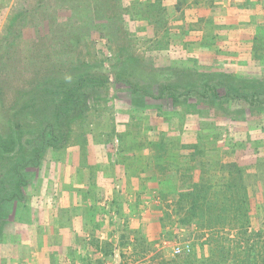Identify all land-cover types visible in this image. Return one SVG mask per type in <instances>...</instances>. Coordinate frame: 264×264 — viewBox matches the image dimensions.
Segmentation results:
<instances>
[{
  "label": "rangeland",
  "instance_id": "1",
  "mask_svg": "<svg viewBox=\"0 0 264 264\" xmlns=\"http://www.w3.org/2000/svg\"><path fill=\"white\" fill-rule=\"evenodd\" d=\"M202 1L179 0L170 11L161 0H0V44L10 19L26 15L20 21L11 58L17 71L12 84L3 88L2 112L12 111L9 103L14 93L29 86L31 69L45 68L31 58L42 51L56 55L65 65L78 58L88 64L92 77H108L107 83L85 82L80 87L79 98L64 119L65 138L57 140L56 146H46L36 165L34 158L29 160L30 143L20 151L0 153V264L22 263V246L29 242L27 234L31 232L22 230L32 222L40 230L45 212L57 213L58 181L72 163L76 177H81L79 172L86 167L90 175L99 172L115 181L114 191L104 195L106 211L95 223L91 221L94 229L89 239L80 235L79 242L83 245L85 240L89 246L88 264H186V256L203 259L209 255L212 235L234 239L237 229H201L198 216L181 223L167 206L171 198L158 193L164 186L159 171L170 161L169 156L182 151L171 149L169 138L177 137L183 145L195 142L197 132L206 134L205 138L214 136L215 146L208 151L212 167H218L216 163L222 159L234 161L242 169L248 196L246 235L255 231L264 234V106L248 109L238 99L205 103L195 97H180L174 103L166 95H140L141 89L154 91L157 82L141 85L132 93L125 82L115 80L118 74L119 78L143 77L140 80L145 81V72L160 77L163 72L167 80L154 76L162 81L159 83L173 84L180 77L178 88L183 90L187 76L200 88L209 72L239 78L262 76L264 0L259 1V8L253 7L257 19L253 17L254 32L247 44L238 40L245 37L244 29L241 33L233 24L223 23V17L200 12L196 5ZM217 1L205 0L202 5L206 8ZM37 40L41 45L35 52ZM126 57L141 64L124 66ZM158 111L164 113L157 117ZM3 117L6 121L9 116ZM54 118L50 109L40 111L37 117H25L21 120L24 136L41 130ZM0 135L1 143L7 139L1 128ZM157 141L167 143L162 158L151 147ZM10 154L14 156L10 158ZM2 155L8 159L2 161ZM179 158L182 163V156ZM94 176L90 181H97ZM184 242L189 243L190 251L173 254V246Z\"/></svg>",
  "mask_w": 264,
  "mask_h": 264
},
{
  "label": "trees",
  "instance_id": "2",
  "mask_svg": "<svg viewBox=\"0 0 264 264\" xmlns=\"http://www.w3.org/2000/svg\"><path fill=\"white\" fill-rule=\"evenodd\" d=\"M245 2L248 4L247 0ZM25 17L26 15L20 13L10 19L5 29L7 34L4 37L5 41L3 39L0 44V113L2 114L0 115V128L3 129L4 135L8 139H6L7 141L2 139L0 153L20 151L22 147L30 143L31 159L29 158V160L34 158L32 162L36 165L39 154L46 146H56L57 140L65 138L68 129L64 119L70 108H74V103L79 98L80 87H83L85 82H93L96 85L107 83L108 77L105 78L101 75L92 77L88 73V64L78 62V58L65 65L56 55L50 54L49 51H42L31 58L37 59V63L42 62L40 65L45 68L40 71L31 69L33 74L29 86L20 88L18 92L14 93L9 103L12 109L9 111L10 113L2 112L1 107L4 108L5 98L3 88L12 84V75L17 71V67L11 65V58L21 31L20 21ZM40 41L44 40L40 39ZM40 41H34L35 45L32 51L41 45ZM44 57L46 59H43ZM64 61L67 62L68 59L64 58ZM35 62L32 60L31 63ZM122 63L124 66H129L131 63L141 64L140 61L137 62L129 57H126ZM145 73L144 77L147 78L145 81L140 80L143 77H135V79L133 77V80L119 78L118 74L115 80L125 82L131 88L132 93H135L136 88L141 85H152L153 82H157L154 91L141 89L140 95L159 98L166 95L174 103L180 97L187 98V100H192L191 98L195 97L198 101H206L205 103L238 99L246 103L248 109L264 106V73L260 77L239 78L230 73L209 72V76H204L200 82V88H196L193 77L187 76L185 78L186 86L183 85V90L178 88L181 85L180 77L173 84L167 81L159 83L162 82L159 81L161 77L163 80L167 78L162 76L163 72H160L161 77L159 73ZM156 75L159 76V79L154 77ZM33 100L40 102L38 104L31 102ZM174 103L172 105L176 106ZM49 109L53 118L55 117V121L48 122L39 131L33 130L25 137L21 129V120L25 117H37L40 111L45 112ZM162 112L164 113V111H158L157 117L162 115ZM5 115L9 116L5 119L6 121L3 117ZM204 135L206 136V134ZM204 135L197 132L195 142L190 141L183 145L179 138H169V142L172 144L171 149L182 148V151H176L169 156L171 162L165 161L167 164L165 163L163 170L159 171L164 186L158 193L164 199L165 197L171 198V205L167 206H171L173 216L180 218L181 223L198 216L196 221L200 222L201 229L213 230L226 227L237 229V233L234 239L214 234L209 237L210 251L207 257L198 259L194 256H186L183 260L186 264H197L198 262L200 264H264V234L255 231L246 235L249 222L248 196L246 185L242 181V169L237 167L234 161L226 163L222 159H219L220 163H216L218 167L213 164V168L209 153L215 146L214 136L205 138ZM166 145L167 143L163 141L151 143L152 149L155 153L159 152L157 154H160V158H162L163 150L164 156L166 154ZM13 154H10L9 157L12 158ZM181 156L182 163L179 158ZM7 157L2 155V161L8 159ZM18 166L16 171H18ZM164 179L169 180L164 181ZM19 181L21 180L19 179Z\"/></svg>",
  "mask_w": 264,
  "mask_h": 264
},
{
  "label": "crops",
  "instance_id": "3",
  "mask_svg": "<svg viewBox=\"0 0 264 264\" xmlns=\"http://www.w3.org/2000/svg\"><path fill=\"white\" fill-rule=\"evenodd\" d=\"M176 1L179 0H161L163 5L165 4L164 6L170 11L174 8L173 4ZM245 1L218 0L217 4L212 3L205 8V5H202L205 2L203 0L196 6L197 9H201L200 12H211L216 17H223L225 19V21H222L223 23L233 24L241 33L244 29L245 37L238 40L247 44L248 39L254 32L251 29L255 25L253 17L257 19L254 16V12H256L254 9L260 7L259 1L261 0H247L248 4ZM72 164L68 172L64 171L63 179L58 181L61 190L57 197V213L52 215V211L45 212V223L43 222L44 219L40 220V230L35 229L36 226L33 222L22 230V232L25 230H31V232L27 234L29 242L24 243L25 245L22 246L21 264L89 263V253H87L89 246L85 240L83 245L79 242L80 235L85 236L86 240L89 239V232L93 228L91 221L95 223L106 211L102 204L104 195L111 194L114 191L115 181H110L109 178L103 177L99 172L94 174L95 176L92 175L93 173L90 175L86 167L79 172L81 177H76V171L73 169ZM92 176L97 181H90ZM33 214H36V210ZM37 214L43 215L44 212H38ZM38 215H35V218ZM60 220H63V223L56 224ZM23 261L25 262L23 263Z\"/></svg>",
  "mask_w": 264,
  "mask_h": 264
},
{
  "label": "built area",
  "instance_id": "4",
  "mask_svg": "<svg viewBox=\"0 0 264 264\" xmlns=\"http://www.w3.org/2000/svg\"><path fill=\"white\" fill-rule=\"evenodd\" d=\"M190 251V245L189 243H177L173 246L172 248V252L175 255H179L185 252H189Z\"/></svg>",
  "mask_w": 264,
  "mask_h": 264
}]
</instances>
